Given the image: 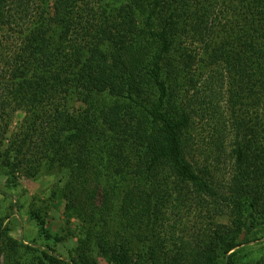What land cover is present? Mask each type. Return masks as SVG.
I'll return each instance as SVG.
<instances>
[{
	"label": "trees",
	"instance_id": "1",
	"mask_svg": "<svg viewBox=\"0 0 264 264\" xmlns=\"http://www.w3.org/2000/svg\"><path fill=\"white\" fill-rule=\"evenodd\" d=\"M75 84L81 117L67 113ZM100 96L128 100L156 133H103L119 125ZM15 111L11 173L32 169L27 146L48 133L33 173L61 171L83 239L64 260L0 221V264H245L241 232L264 228V0H0V120ZM187 201L230 225L176 236L168 212Z\"/></svg>",
	"mask_w": 264,
	"mask_h": 264
},
{
	"label": "rangeland",
	"instance_id": "2",
	"mask_svg": "<svg viewBox=\"0 0 264 264\" xmlns=\"http://www.w3.org/2000/svg\"><path fill=\"white\" fill-rule=\"evenodd\" d=\"M52 3V1L49 3L50 14L53 13ZM98 15L95 17L97 18ZM12 41L18 44L16 39ZM101 97H97L94 101L96 105H100L98 107H101V113L105 111L109 114L111 113L110 108L115 107L112 114L117 116L119 125L113 132L108 131L110 129L103 125L101 126L103 133H123L125 135L124 133H143V129L148 133L152 130V133H156L158 125L151 123L148 119L145 120L141 114L132 113L127 106L128 100L111 101ZM87 103L86 91L80 84H75L67 100V113L70 117H81L82 112L88 107ZM10 117L8 120H0V221H2V229L8 237L20 244L39 248L68 260L81 252L80 241L83 239V234H81V223L78 220L81 212L75 211L73 214L72 212L68 214L69 211H66V200L60 192L63 191L66 181L60 170L53 171L41 163L40 170L33 173V168L37 166H35L36 161L40 157V147L44 146V139L48 137V133H44L43 138H39L40 133H34L27 146L28 158L35 161L32 169H30V163L27 162L18 171L11 173L8 165L15 161L14 152H12L15 148L12 149V145L21 130L24 114L21 111H15ZM140 122H143L141 126H139ZM5 128L6 131L3 133ZM195 130L199 134L198 137L204 140L201 144L202 148L207 147L211 132H207L202 123H197ZM227 137L230 138V133ZM7 151L9 152L6 153ZM221 170L227 176L229 167L221 166ZM191 204L187 201L177 206V213L176 211L168 212V223L166 224L174 227L176 236L185 234L190 237L198 232H210L214 228L213 223L230 225L226 220L227 217L216 216L212 219V211L204 213L196 207H191ZM67 214L70 217H67ZM38 221L45 223L46 235L39 230ZM241 233L239 241L243 244L238 248V256L242 262L264 264V228L245 229ZM91 264L110 263L101 256L93 255Z\"/></svg>",
	"mask_w": 264,
	"mask_h": 264
}]
</instances>
